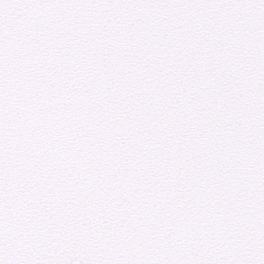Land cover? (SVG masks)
Instances as JSON below:
<instances>
[{"label": "water", "instance_id": "1", "mask_svg": "<svg viewBox=\"0 0 264 264\" xmlns=\"http://www.w3.org/2000/svg\"><path fill=\"white\" fill-rule=\"evenodd\" d=\"M76 1L79 12L65 8L66 0H0V64L6 86L17 94L18 106L25 116L27 110L21 102L39 99V115L51 139L57 140L55 132L61 129V120L44 121L45 115L55 111L51 98L57 101L59 114L65 112L66 117H71L77 109L83 110L82 116L87 118L89 108L97 120L111 124L108 136L119 131L125 136L124 145L134 158L129 169L135 175L121 178L123 184L105 176L110 173L104 171L110 160L103 158V138L95 143L96 148L72 141L68 149L62 139L57 140L62 146L59 159L66 156V165L78 163L87 170L94 168L87 178L100 180L90 190L96 201L114 210L109 190L116 189L113 200L119 198L121 202L117 220L123 217L124 227L118 226L115 241L108 242L109 246L103 244L104 227L98 221L92 232L100 237L101 246L93 236L87 239L91 247L86 245L82 250L90 257L102 255L109 261L123 254L133 263L144 255L146 264H202L231 139L225 134L215 135L224 146L212 147V142L204 138L210 135L198 131L216 122L221 131L233 130L255 0ZM94 4L100 6L95 8ZM148 12H152V18L147 17ZM72 16L80 17V21L74 23ZM115 19L117 25L112 29ZM178 33L188 38L178 40L180 35L174 36ZM148 87L156 93L140 96V91ZM86 90L93 95L86 97ZM46 92L48 100L44 98ZM33 110L32 106L30 111ZM72 123L68 121L67 125ZM31 126L35 127L30 125L29 133L37 142ZM6 131L9 136L14 134L8 125ZM155 131L159 133L156 142ZM143 134H149L160 146L169 144L168 153L179 146L191 161L187 165L178 160L176 178L168 180L166 191H157L167 200L160 204L155 202L157 196L153 198L158 176L153 174L151 180L148 175L149 186L142 190L145 178L141 180L142 174L137 175L134 169V163H139L149 173V160L158 155L152 145L147 146V155L140 157ZM4 144L0 141V150ZM208 149L212 156L200 155ZM176 153L179 159L181 155ZM121 159L122 165L128 164ZM54 161L55 157L39 161L43 174L50 175L49 166ZM210 162L216 164L217 171L209 167ZM195 163L201 172L190 174L185 182L181 177ZM7 170L0 163V182L7 181L0 191V205L10 210L20 199L30 204L29 197L35 192L28 190L20 196L19 181L12 175L7 179ZM130 178L140 183H129ZM54 183L39 181L35 186L42 188L45 200L50 196L55 200L59 193L50 192L51 187H57ZM58 205L61 217L68 206L64 201ZM56 220L53 227L58 226ZM88 228L77 229V233L73 229L71 237L80 239V233ZM35 244L37 250L28 254L27 264H39L41 258L44 263L43 238L39 237Z\"/></svg>", "mask_w": 264, "mask_h": 264}]
</instances>
